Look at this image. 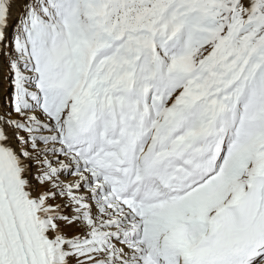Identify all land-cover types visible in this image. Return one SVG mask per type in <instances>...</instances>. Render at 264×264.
Returning <instances> with one entry per match:
<instances>
[{
	"label": "snow or ice",
	"instance_id": "obj_1",
	"mask_svg": "<svg viewBox=\"0 0 264 264\" xmlns=\"http://www.w3.org/2000/svg\"><path fill=\"white\" fill-rule=\"evenodd\" d=\"M0 264H264V0H0Z\"/></svg>",
	"mask_w": 264,
	"mask_h": 264
}]
</instances>
